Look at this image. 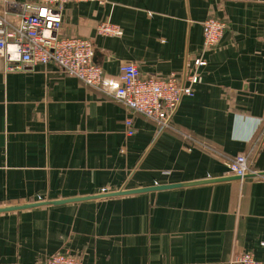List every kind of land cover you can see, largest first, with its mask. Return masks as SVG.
<instances>
[{"label":"crops","instance_id":"1","mask_svg":"<svg viewBox=\"0 0 264 264\" xmlns=\"http://www.w3.org/2000/svg\"><path fill=\"white\" fill-rule=\"evenodd\" d=\"M210 17L226 29L172 127L132 114L127 136L130 114L113 97L120 66L183 76ZM105 21L121 34L97 35ZM60 34L92 42L102 86L54 64L10 71L0 58V208L183 187L0 213V264H40L63 251L84 264H230L242 253L264 261V176L229 174L239 154L264 173V0L68 3Z\"/></svg>","mask_w":264,"mask_h":264},{"label":"built area","instance_id":"2","mask_svg":"<svg viewBox=\"0 0 264 264\" xmlns=\"http://www.w3.org/2000/svg\"><path fill=\"white\" fill-rule=\"evenodd\" d=\"M105 1L4 0L0 9V58L4 60L7 70L54 64L66 76L74 77L86 86L101 88L103 73L93 62L92 42L80 37L61 36L60 30L66 4H103ZM225 29V22L218 18L210 17L202 22L203 41L199 55L191 60L192 66L183 76H142L135 63L120 66L119 86L113 97L130 114L124 121L127 136L134 134L132 114L142 115L160 130L172 127L173 116L182 99L193 96V86L197 84L199 77L198 69L206 65L204 54L219 43ZM96 34L110 37L120 35L121 31L116 25L105 21L97 26ZM260 123H264V115ZM258 142L264 146V124ZM229 174L239 179L264 176L250 167L248 157L244 154H239L230 161ZM40 264H84V261L80 255L63 251L48 257ZM230 264H264V261L255 259L250 253H242L232 258Z\"/></svg>","mask_w":264,"mask_h":264},{"label":"water","instance_id":"3","mask_svg":"<svg viewBox=\"0 0 264 264\" xmlns=\"http://www.w3.org/2000/svg\"><path fill=\"white\" fill-rule=\"evenodd\" d=\"M260 175H264V173H260ZM232 178L233 177L220 178L217 180H210V181L195 183L192 185L205 184V183L217 182V181L219 182L222 180H230ZM234 178L239 179L238 177H234ZM178 187H183V185L153 186V187H149V188L134 189V190H120L118 192L102 193V194H99L96 196H89V197H83V198H71V199L60 200V201L30 204V205H25V206H12V207L0 208V213L9 212V211H16V210H21V209H27V208H33V207H38V206H42V205H50V204L51 205H60V204H64V203L79 202V201L91 200V199L111 198V197L125 196V195H130V194L145 193V192L165 190V189L178 188Z\"/></svg>","mask_w":264,"mask_h":264}]
</instances>
